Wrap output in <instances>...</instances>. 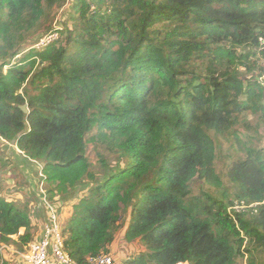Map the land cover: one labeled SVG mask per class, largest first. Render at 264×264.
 Segmentation results:
<instances>
[{
  "label": "trees",
  "instance_id": "obj_1",
  "mask_svg": "<svg viewBox=\"0 0 264 264\" xmlns=\"http://www.w3.org/2000/svg\"><path fill=\"white\" fill-rule=\"evenodd\" d=\"M67 1L0 0V138L45 163L50 195L78 198L68 256L109 253L128 213L125 239L148 252L125 264H264V149L241 133L257 130L249 115L264 124V87L240 73L242 49L264 41V0H74L67 36L16 63L45 7ZM220 138L243 154L223 177ZM197 181L221 197L193 195ZM27 211L0 197V264L2 245L32 241Z\"/></svg>",
  "mask_w": 264,
  "mask_h": 264
},
{
  "label": "rangeland",
  "instance_id": "obj_2",
  "mask_svg": "<svg viewBox=\"0 0 264 264\" xmlns=\"http://www.w3.org/2000/svg\"><path fill=\"white\" fill-rule=\"evenodd\" d=\"M74 0H68L66 5L62 8H53L52 6L45 7V16L39 22L38 28L36 30L35 38H29V40L23 45L22 50L25 53H22L19 57L15 59V62H20L24 55L28 52L32 46L36 45L39 40L48 35L52 29L55 30L58 27L62 29L64 34L60 36V40L64 39L67 36L68 30L72 29L73 23L71 22L72 18H76V10L74 8ZM80 15V14H79ZM77 15V16H79ZM32 39V40H31ZM31 41V42H30ZM34 42V43H33ZM65 42L63 41V45ZM264 41H260V46L258 48L246 47L242 49V53L248 56V61L245 62V65L240 67V73L243 80H248L251 78H256V80L264 87ZM8 68H5L4 71H7ZM39 67H35L32 73L38 72ZM33 76V75H31ZM30 76V78H31ZM28 82H25L21 86V93L24 94L26 85ZM264 104V102H263ZM27 105V104H26ZM248 120L254 125L257 126L256 132L253 131H243L241 128L236 129L243 133L245 137L248 138V135L254 138L253 143L257 148L263 147L264 141V124L259 123L257 117L247 116ZM257 135V137H256ZM233 141L226 138H220L218 140V149L217 157L215 160V167L217 173L224 176L227 172L228 167H230L232 162L240 160L243 158V154L240 153L238 147L233 145ZM14 151V153H13ZM88 156L92 164H98L97 155L94 151V144L89 145ZM0 157L3 159V164H0V197L7 199L9 202L18 206L20 210H28L27 212L31 216L32 228L30 234L32 235V241L27 245L21 242L18 237L14 238V242L10 244H4L1 248L8 247L2 251L5 264H28L26 261L19 257V253L27 249L28 245L41 236L44 226L48 222V214L46 207H43V195L46 194L48 202L52 203L54 206L58 207L57 216L58 224L63 233L64 227L70 221L72 215L73 203H77L78 198H65L58 191L48 193V182L44 179L41 173H43L45 163L43 161H34L27 158L23 152L18 150V147L13 145V143L8 142L0 138ZM100 177V176H99ZM46 178V176H45ZM86 183L90 184L89 180H85ZM227 184V182H226ZM203 183L197 181L193 185V195H201L202 190L212 194L213 196L220 198L221 193H216V190L211 187H204ZM203 188V189H202ZM72 191V190H70ZM74 191V190H73ZM72 191V192H73ZM77 192V191H76ZM80 192V191H78ZM87 195V189L81 190L80 196L84 197ZM60 204V206H59ZM264 204V203H263ZM44 205V204H43ZM42 206V207H41ZM45 206V205H44ZM241 209V212H256L257 206H248L246 202H236L234 207L231 210ZM237 211V210H236ZM128 213L124 214L120 226L115 230L114 243L110 248L108 255H111L114 264H125L126 261L131 258H135L141 253L148 252L147 248L139 241L128 242L125 239V229L128 224ZM21 234H25L23 230ZM22 235V236H23ZM247 242L244 244L243 250L246 247ZM21 254V253H20ZM23 254V253H22ZM247 257H240L237 260V264H247Z\"/></svg>",
  "mask_w": 264,
  "mask_h": 264
},
{
  "label": "built area",
  "instance_id": "obj_3",
  "mask_svg": "<svg viewBox=\"0 0 264 264\" xmlns=\"http://www.w3.org/2000/svg\"><path fill=\"white\" fill-rule=\"evenodd\" d=\"M60 32H62V29L58 27L39 40V42L30 49L43 50L47 48L60 38ZM41 175L46 180L42 173ZM43 200L48 214V222L44 226L42 234L37 241L30 243L24 252H20L21 254L19 253V257L21 256L28 264H76L65 251V236L58 224V207L48 202L46 194L43 195ZM240 209L241 207L236 210L241 212L239 211ZM4 249H8V247L6 248L3 246L2 251ZM87 264H114V260L111 255L101 254L97 257L88 258Z\"/></svg>",
  "mask_w": 264,
  "mask_h": 264
},
{
  "label": "water",
  "instance_id": "obj_4",
  "mask_svg": "<svg viewBox=\"0 0 264 264\" xmlns=\"http://www.w3.org/2000/svg\"><path fill=\"white\" fill-rule=\"evenodd\" d=\"M21 111L26 114V115H29L30 114V111H29V108H28V105H23L20 107Z\"/></svg>",
  "mask_w": 264,
  "mask_h": 264
},
{
  "label": "crops",
  "instance_id": "obj_5",
  "mask_svg": "<svg viewBox=\"0 0 264 264\" xmlns=\"http://www.w3.org/2000/svg\"><path fill=\"white\" fill-rule=\"evenodd\" d=\"M76 203V202H75ZM75 203H73V204H75Z\"/></svg>",
  "mask_w": 264,
  "mask_h": 264
}]
</instances>
